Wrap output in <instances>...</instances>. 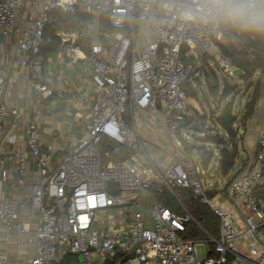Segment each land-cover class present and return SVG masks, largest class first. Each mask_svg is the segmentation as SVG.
<instances>
[{"label": "built area", "instance_id": "2783aa9c", "mask_svg": "<svg viewBox=\"0 0 264 264\" xmlns=\"http://www.w3.org/2000/svg\"><path fill=\"white\" fill-rule=\"evenodd\" d=\"M25 13L23 0H0V42L14 36L16 52L23 54L22 64L34 74L39 63L33 57L48 40L45 32L54 15L72 22L80 16L89 17L78 24L87 42L84 59L95 95L87 136L57 167L50 168L49 158L42 154L44 141L32 120L25 124L24 134L38 168V180L25 183L27 163L19 152L8 157L13 165L0 168L1 179L15 175L22 192L21 198L5 196L1 200L0 227L37 242L31 258L10 264H66L68 256L78 258V264H264V199L254 196L264 184V129L251 168L225 187L226 207L203 185L200 175L204 171L185 153L183 140L187 141V135L181 127L188 109L184 85L198 75L204 57L213 56L225 74L235 77L231 58L216 43L229 42L234 49L244 51L250 62L254 51L232 30L185 20L177 0H44L37 18L20 26L17 18ZM102 16L113 33L101 31ZM152 26L153 34L148 31ZM79 36L81 33L59 34V49L72 59H77L81 47ZM145 38L148 41L137 50ZM184 44L189 46L182 51ZM32 87L41 97L52 95L44 83L36 81ZM18 111L6 94V72L0 69V131L6 116H15ZM144 111L160 115L169 141L181 151L173 165L157 163L147 151V141L135 123L137 114ZM190 127L205 130L209 125L198 116ZM14 141L11 135L10 142ZM102 143L107 146L102 148ZM121 149L132 153L114 161ZM108 181L115 183V193ZM153 185L171 193L173 188L189 190L193 199L217 217L219 236L206 233L184 208L179 214L158 201L147 207L140 196ZM62 199L63 207L59 205ZM25 203L37 213L34 229L19 216ZM240 206L246 215L239 225L235 218ZM191 222L204 237H183ZM198 245L205 246L203 257L198 254ZM70 264L75 263L72 260Z\"/></svg>", "mask_w": 264, "mask_h": 264}, {"label": "crops", "instance_id": "0c3cea01", "mask_svg": "<svg viewBox=\"0 0 264 264\" xmlns=\"http://www.w3.org/2000/svg\"><path fill=\"white\" fill-rule=\"evenodd\" d=\"M43 1L44 0H23V7L26 9V13L22 18H17V24L20 26H24L28 22L34 21L37 18L38 12L41 10ZM55 18L56 15H54L53 21H56ZM77 26L78 27L75 30H70L69 28L68 31L63 27L61 28V30L62 29L64 31L66 30L67 34L81 33L82 36L78 37V42L81 47L77 53V59L70 58L67 54H65L63 51L59 49L54 55L48 57L47 59H43L41 57L37 59H33L34 61H37L39 63L35 68V74L32 72V70L29 67L22 64L23 54L16 52V46H15L16 44H15L14 36L3 37L0 42V55H1L0 69L5 70L6 72V94L9 96L14 106H16L19 110L18 114L15 116H11V115L6 116L3 122V129L2 131H0V168L13 165V161L10 158H8L11 153L19 152L24 154L27 163V174L25 177L26 184H31L37 181L39 178V172L35 161L33 160L31 154L27 150L25 143L24 127L26 123L35 120L38 130L39 128H41V130L43 131L40 122L42 119H44L47 112L42 110L41 107L42 105L48 104L51 107L57 108L56 110H59L61 112V118L57 123H55L54 126L52 125V123L48 125L47 121L43 122V127H45L48 130L47 132L48 134L47 133L44 134L45 135L47 134V137L49 138H46L45 140L41 134V131H39L44 141V148L42 150V154L49 158L50 168L57 167L61 159L69 152L73 151L76 145L87 136V128L91 120V105L95 95V87L91 79L90 68L86 60L84 59V57L88 52L87 42L83 36L82 27L79 24ZM148 31H150V33L153 34L154 31L153 26ZM241 42L245 44L243 41ZM218 43L219 42H217V45ZM223 44H230V43L226 42ZM183 48L186 49L187 47L183 46ZM203 60L204 62L202 61L201 63L202 65L200 67L198 75L193 77L189 82L190 83L189 86L192 89L196 90V96H195L196 98H197L196 87L201 86L200 79L202 80V77L205 78L204 73H206L209 70L211 71L212 74H214L213 65H212V61L214 62L213 56L207 55ZM235 69L236 72L238 73L242 72L240 69L236 67ZM36 81L46 84L51 89L52 95L46 98V97H41L40 94L36 93L32 87V83ZM210 87L213 88L214 86H209V89ZM209 89L208 91L209 94L211 95ZM259 90H260V96L257 102L255 113L250 119L245 121L246 131L245 132L244 130L240 131L239 128H236L238 129V131L241 132V134H244L243 138H240L239 141L240 143H238L237 141V145H236L237 147L236 159L239 156L238 155L239 148H241V150L244 153L241 162L238 166V170L232 172L233 168L235 167V162H236L235 159L234 166L230 170L229 174L226 176L222 174L220 167V160H219L220 150L223 147L227 148L228 150H231V146L228 145V143L224 145L223 144L216 145L214 143H209L210 145L214 146L216 149H211V148L206 149L213 152L214 154L213 161H215V159H218L220 174L223 177L227 178V181L222 187H219L214 182L209 183L208 184V188L210 190L209 194L214 198H216L223 206L226 207L229 204L225 200V195H224L225 187L227 183H229L232 179L236 178L241 172L245 171L248 168H251V166L254 163L255 155L257 152V142L262 129H264V85L259 87ZM216 91H218L217 87H216ZM211 96L219 106V97L213 95ZM230 109H229V113L231 114ZM147 112L150 111H144L141 113H147ZM151 114H157V113L151 112ZM195 114L198 115V113L196 112ZM195 114L193 116H195ZM157 115L160 117L159 114ZM185 115H187V119L185 118ZM185 115L183 116V122L181 123V125L183 126L186 125L184 123L185 121L187 122L188 120L191 119V117H193L190 116L188 112ZM203 115L204 113L202 115H199V117L205 118L203 117ZM138 117L135 120V123L137 126L140 127V125L143 124V121ZM213 117L214 118H212V120L214 121L213 122L214 126L210 127V133L206 134V137L220 134L218 132L219 126L215 122L216 119L220 117L219 112L217 113V117L215 114ZM207 121L209 120L207 119ZM160 123H161V118H160ZM161 126H163L162 123ZM61 127L63 129L67 127L69 130L78 129L79 131L78 134H80V136L74 137L73 139H69L70 143L67 146L65 145L61 146L60 144L57 143V138L59 137L58 134L60 132L59 130L61 129ZM11 135L15 136V141L13 143L10 142ZM224 135H226L225 131H224ZM224 135L221 136L223 137ZM56 136L58 137L55 138ZM143 136L147 138H153L152 137L153 134H150V132L145 129L143 130ZM159 155H160L159 153L158 154L154 153V159L157 163L161 162L159 163L161 165H168V166L173 165L178 158V156L175 154L173 158L165 155L162 156L161 160L159 161L158 160V158H160ZM118 156H122L123 158L127 157V155H121V151ZM189 156L192 157V155ZM197 164L203 169L204 174H202V176H204V178L207 174V170L212 167L214 168L213 164L207 169H204L200 165V162ZM0 173H1V169H0ZM21 194H22L21 188L18 187L16 184L15 175L5 181H3L0 177V202L5 196L21 198ZM147 195L151 197L150 203L156 201L149 192L146 193V196ZM244 215H246V212L243 211L240 206L239 210H236L235 222L239 225L242 224ZM19 216L22 220H26L27 222H29L30 227L32 229L36 227L37 213L30 206L29 203H25L24 207L20 211ZM261 232L264 233V231ZM29 239H31V236H18L15 230L8 231L0 227V256H1L0 264H10L11 262L16 260H25L31 258L35 253L37 242L34 238H32L31 240ZM261 245H264V237H262ZM241 253L244 254L243 249L241 250Z\"/></svg>", "mask_w": 264, "mask_h": 264}, {"label": "trees", "instance_id": "16d2710c", "mask_svg": "<svg viewBox=\"0 0 264 264\" xmlns=\"http://www.w3.org/2000/svg\"><path fill=\"white\" fill-rule=\"evenodd\" d=\"M55 20L56 21H53L52 24L46 29L45 36L46 38H48V40H45L41 44L38 56L33 57V59H37L39 57L47 59L48 57L54 55L59 50L61 42L59 34L61 32V28L67 24L70 30H75L78 27L77 25L79 21H87L89 20V17L80 16L72 22L70 18L62 19L59 16H56ZM100 24L101 31L105 33L114 32V29L108 24L105 16L101 17ZM134 25L137 29L138 23L135 20ZM233 32L236 33L235 31ZM236 34L240 41H243L254 51V60L252 62H250L247 54L244 51H238L234 49L230 44L218 43V45L224 53L228 54V56L232 60L233 65L243 72L240 76V78L243 80V83L247 82L248 80L250 81L257 78V80L255 81L257 86V83L264 79V37L253 36L248 34ZM184 50L185 48H182V51ZM189 85V82L184 85L187 97H195L196 90L192 89ZM251 85L252 84H250V86ZM233 88L235 87L225 85L223 88V96L226 97L228 94H230L229 89L231 90ZM209 90L211 95L216 96V87H210ZM259 96L260 90L257 86L254 88L250 100L245 105L242 121H247L254 115ZM231 105L232 104L227 105L225 107V110L229 112ZM215 122L219 125V127H221L225 131L227 139L223 138L222 136L215 135L208 136L205 142L214 143L216 145H224L226 141H230L231 150H228L225 147L220 150V167L222 174L226 176L233 168L234 161L237 156L236 133L232 124L225 123L221 117L217 118ZM106 146L107 145L104 143L101 144L102 148H105ZM183 146L184 150H186L185 152H187L188 155H191L190 150L192 149V146H190V144L185 140H183ZM131 153L132 152H129L126 149H121V155L128 156L131 155ZM198 155L200 158V165L204 169H207L213 160V152L205 149L200 150ZM112 159L116 161L122 160L124 158L122 156H115ZM262 175H264V171H262ZM148 192L153 196L156 201L160 202L162 205L176 213L182 214L184 212L183 208L186 209L206 233H208L214 238H217L219 236V221L217 217L213 215V213L205 205L193 199L192 194L189 190L182 188H173V193H171L165 187L153 185L148 189ZM254 196L257 198L264 199V184L259 186L254 191ZM204 236V233L192 222L187 225L186 231L183 234V237L188 239L200 238ZM209 256H214V254L209 253ZM71 261V256L66 257V264H70Z\"/></svg>", "mask_w": 264, "mask_h": 264}, {"label": "rangeland", "instance_id": "374dc122", "mask_svg": "<svg viewBox=\"0 0 264 264\" xmlns=\"http://www.w3.org/2000/svg\"><path fill=\"white\" fill-rule=\"evenodd\" d=\"M63 28L67 29V31L69 30V27L67 24L64 25ZM62 31L64 33L67 32L66 30L64 31L62 29L61 33H62ZM96 35H97V33H96ZM147 41H148V38L141 39L136 46L137 50ZM227 41H229V40L227 39ZM227 43H229V42H227ZM216 45H217V43H216ZM188 46H189L188 44H184V47H188ZM214 63H215V65H214ZM212 65H213L214 74H212L211 71H209V70L206 73H204L205 78L202 77V80L200 79L201 86L196 87L197 98L196 97H188L187 98V104H188V111L187 112H188V114H190V116H193L196 112V113H198V115L195 114L194 117H197V119H198V116L202 115L204 113L203 117H205L206 120L207 119L209 120L208 121L209 122L208 123L209 128L205 129V130H200V129L195 128V127H190V129H188L187 126H188V124H191L194 117H191L190 120H188L187 122L186 121L184 122L186 124L185 125L186 127L181 125L182 132L187 134V137H186L187 142L190 143V146H192V149L190 150L191 151L190 154L192 155V158L195 161V163L200 162V158L198 155V152L200 150H205L207 148L216 149L214 146L205 142V140L207 138L206 134H209L210 133V127L214 126L213 125L214 121L212 120V118H214L213 117L214 114L217 117V113L218 112L220 113V110H223L224 107L229 103H232L230 112H231L232 117L234 118V120L231 124H232L233 128L235 129L236 141H238V143H240L239 142L240 138H243V135H244V134H241L240 131L241 130H244V132L246 131L245 121L241 120V117L243 116V113L245 110V105L248 102V100L251 96V92H253L254 88L257 86L259 88L262 85H264V79H262L261 81L258 82L259 84L257 83V86H256L255 81L257 80V78L250 80V81L248 80L247 82L243 83V80L239 77L238 72L235 73V77L228 76L227 74L224 73V71L218 65L216 60H214V62L212 61ZM206 78H207V80H206ZM250 84H252V85L250 86ZM225 85L235 87L231 90L229 89L230 94H228L226 97L223 96V88ZM209 86H214V87L216 86L218 88L216 96L219 97L220 110L217 108L218 104L214 101L213 97L209 94V91H208ZM41 107H42V110L46 111L47 114L50 116L49 117L46 114L44 119H42L40 122V125H41L43 131L41 130V128H39V131H41L42 136L46 140V138H49V137H47L48 130L45 127H43V122L47 121L48 125L52 123V125L54 126L55 123H57L60 120L61 112L59 110H56L57 108L51 107L48 104H44ZM138 115H139V117H138ZM137 117L143 121V124H141L140 127L138 126L139 134L143 139L147 140V151L153 157H154V153L155 154L159 153L160 158H158V160L160 161L161 157L165 156V155H167L171 158H173V156H175L174 155L175 153L178 156H182L181 151L179 149H174L173 144L170 143V141L167 137V134H166L165 130L163 129V126H161L160 117L157 114H151V111H150L147 113H138L136 116V119H137ZM158 122H159V124H158ZM233 124H235V125H233ZM236 128H239L240 131H238V129H236ZM144 129L149 131L150 134H153V136H152L153 138L144 137L143 136V130ZM59 131H60L58 134L59 137L56 136L55 138L58 137L57 143L60 144L61 146L62 145L67 146L70 143L69 139H73L74 137L80 136V134H78L79 133L78 129L77 130L76 129L69 130L67 127L65 129H63L61 127V129ZM200 131H202V132H200ZM218 132L221 135H224V130L221 129V127L218 128ZM44 133H47V134L45 135ZM220 134H218L217 136H221ZM223 138L227 139V136L224 135ZM226 143H228V145L231 144L230 141H226ZM238 155L239 156L236 159L235 167L233 168L232 172H235L238 170V166H239L241 159L244 155L241 148H239V154ZM159 163H161V162H159ZM212 164L214 165V168L212 167V168H209L207 170V174H206L205 178H204V176L200 175L201 181H202L203 185L207 188H208V184L213 183V182L216 183L219 187H222L225 184V182L227 181V178L223 177L220 174L218 159H215V161L212 160L210 166H212ZM146 193L147 192L141 193L140 200L142 202H144L145 204H147L146 206L148 207L151 204L150 203L151 197H149L148 195L146 196ZM197 251H198L199 256L203 257L205 255V253H204L205 252V246L204 245H198ZM71 260H73L75 264H78V262H77L78 258L72 256Z\"/></svg>", "mask_w": 264, "mask_h": 264}, {"label": "clouds", "instance_id": "9594fccd", "mask_svg": "<svg viewBox=\"0 0 264 264\" xmlns=\"http://www.w3.org/2000/svg\"><path fill=\"white\" fill-rule=\"evenodd\" d=\"M182 18L220 30L264 37V0H177Z\"/></svg>", "mask_w": 264, "mask_h": 264}, {"label": "water", "instance_id": "95a60500", "mask_svg": "<svg viewBox=\"0 0 264 264\" xmlns=\"http://www.w3.org/2000/svg\"><path fill=\"white\" fill-rule=\"evenodd\" d=\"M217 108L220 110V107H219V106H218ZM219 116H220V117L224 120V122L227 123V124H231V123L233 122V120H234V118L232 117V115H231L228 111H226V110H224V109H223V110H220ZM107 185H108V187L110 188V190H111L113 193H115V183H113L112 181H108V182H107ZM64 204H65V200L62 199V200L59 202V205H60L61 207H63Z\"/></svg>", "mask_w": 264, "mask_h": 264}]
</instances>
